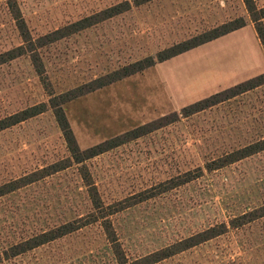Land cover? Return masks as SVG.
Returning a JSON list of instances; mask_svg holds the SVG:
<instances>
[{
	"label": "rangeland",
	"instance_id": "374dc122",
	"mask_svg": "<svg viewBox=\"0 0 264 264\" xmlns=\"http://www.w3.org/2000/svg\"><path fill=\"white\" fill-rule=\"evenodd\" d=\"M16 1L36 38L123 0ZM254 1L264 6V0ZM236 18L245 26L231 34L71 100L67 110L79 141L92 146L134 128L129 124L156 107L157 113L165 111L167 102L191 104L204 98L199 94L264 73L263 45L243 0H151L38 47L41 75L28 52L0 64V118L47 104L42 113L0 130V186L53 163L69 164L0 196L2 257L21 240L93 212L84 171L105 205L132 202L142 191L155 194L109 215L129 260L264 204V150L219 169L204 168L264 137V84L81 163L73 159L49 106L52 96ZM23 44L6 0H0V53ZM198 167L199 177L161 191L166 180ZM100 223L0 264H117ZM153 264H264V216Z\"/></svg>",
	"mask_w": 264,
	"mask_h": 264
},
{
	"label": "trees",
	"instance_id": "16d2710c",
	"mask_svg": "<svg viewBox=\"0 0 264 264\" xmlns=\"http://www.w3.org/2000/svg\"><path fill=\"white\" fill-rule=\"evenodd\" d=\"M151 0H123L121 2L106 6L90 15L84 16L74 22H71L63 27L57 28L44 35L33 38L24 17L21 14L20 7L16 0H6L9 11L15 21L16 28L22 39L23 45H19L15 48L0 53V64L11 60L22 53L28 52L34 67L38 74L43 73V66L39 57L37 48L53 43L67 35L78 32L92 25L112 18L125 11H128L132 6H139ZM246 10L250 15L251 20L254 22L255 31L263 45L264 50V26L262 19L264 18V6L257 7L254 0H243ZM245 26L243 18H236L227 22L221 23L209 30L202 33L191 36L185 40L170 45L164 49L156 52L154 55H147L141 59L124 64L116 69L100 75L91 81H88L80 86L73 88L65 93L52 96L49 100V106L53 109L57 124L63 133L67 147L70 150L73 159L77 163H81L86 159L101 154L105 151L118 147L130 140L138 138L152 130L163 127L169 123L177 121L180 117H187L193 113L199 112L203 109L218 104L224 100L234 97L238 94L254 89L264 84V73H260L242 82H239L231 87L222 89L216 93H213L203 99L195 101L191 104L183 106L180 111H172L168 114L162 115L147 123L136 126L130 130H127L121 134L115 135L108 139H105L99 143H96L87 148L81 149L76 141L74 133L70 127L69 121L65 114L63 105L75 98L88 94L92 91L100 89L104 86L117 82L130 75L141 72L158 62L170 59L178 54L195 48L201 44L212 41L216 38L224 36L232 31L240 29ZM47 107L46 103L34 104L24 109H21L15 113L0 118V130L10 127L14 124L22 122L30 117H33L39 113L45 111ZM264 150V137L257 139L243 145L235 150L227 152L215 159L206 162L204 168L206 170H215L224 167L228 164L239 161L243 158L251 156L255 153ZM69 164L53 163L41 170L35 171L32 174H28L19 179L11 181L7 184L0 186V196L4 195L16 188L26 185L36 179H39L52 172L58 171L67 167ZM203 173V168L198 167L197 171H186L183 174L177 175L174 178L166 180L162 185L161 191H167L168 189L185 184ZM84 184L87 187L89 198L93 206V212L85 217L78 218L76 220L63 223L59 226L51 228L46 231L37 233L27 239L21 240L11 245L7 250H4L3 255L0 254V262L3 258H9L21 254L27 250L38 247L46 242L68 234L76 229H79L93 221L101 219V226L103 227L106 238L111 244L113 254L115 256L117 264H153L162 259L170 257L176 253L187 250L199 243L210 240L218 235L223 234L229 227L237 228L243 224L249 223L259 217L264 216V204L253 210L245 212L239 216H236L229 220L228 224L223 222L217 225L210 226L202 231L196 232L186 238L176 241L164 248L153 251L149 254L128 259L121 243L118 240L117 234L113 228V225L109 219V215L115 212L121 211L127 207H130L136 203H139L145 199L152 197L155 194H151L146 191L139 192L135 196H132V202L118 201L114 205H105L100 198L98 190L93 183L88 171H84L82 175ZM125 203V204H124ZM99 214V215H98Z\"/></svg>",
	"mask_w": 264,
	"mask_h": 264
},
{
	"label": "crops",
	"instance_id": "0c3cea01",
	"mask_svg": "<svg viewBox=\"0 0 264 264\" xmlns=\"http://www.w3.org/2000/svg\"><path fill=\"white\" fill-rule=\"evenodd\" d=\"M241 29V28H240ZM237 30H239V29H237ZM237 30H235V31H237ZM234 31H232V32H230V33H228V34H231V33H233ZM227 35V34H226ZM222 37V36H221ZM217 39V38H216ZM215 40V39H214ZM214 40H212V41H214ZM212 41H209V42H212ZM209 42H206V43H204V45H206V44H208ZM201 45H203V44H201ZM200 46V45H199ZM198 47V46H197ZM196 48V47H195ZM192 49H194V48H192ZM192 49H190V50H192ZM189 51V50H188ZM185 52H187V51H185ZM185 52H183V53H181V54H184ZM181 54H178V55H176V56H174V57H172V58H170V59H167V60H165V61H162V62H158V63H156V64H154L153 66H156V65H160V64H163V63H166V62H168V61H170L171 59H173V58H175V57H177V56H180ZM152 67V66H151ZM151 67H149V68H147V69H145V70H143V71H141V72H138V73H136V74H133V75H130V76H128V77H126V78H123V79H121V80H119V81H117V82H114V83H112V84H117L118 82H123V81H125V80H127V79H131V78H134V77H138V76H140V75H142V74H144L146 71H148V69H150ZM112 84H109V85H107V86H104V87H102V88H106V87H108V86H110V85H112ZM220 90H222V89H220ZM220 90H218V91H220ZM218 91H216V92H218ZM209 91H207L206 93H203V94H199L198 95V98H200V97H204L205 98V96L207 97V95L209 94L208 93ZM216 92H213V93H216ZM213 93H211V94H213ZM211 94H209V95H211ZM208 95V96H209ZM203 99V98H202ZM198 101V100H197ZM70 102V101H69ZM69 102H67V103H65L64 105H63V108H64V111H65V114H66V116H67V119H68V121H69V124H70V127H71V129H72V131H73V133H74V136H75V138H76V141H78V143H79V147L81 148V149H84V148H87V146L89 147V145H86V144H81L80 143V141H79V137H78V134H77V131H76V128H75V126H74V123L72 122V119H71V117H70V115H69V112H68V110H67V107L69 106L68 104H69ZM187 102H185V101H183V99H179V100H177V101H175V102H167V103H165V106H166V110L165 111H161V112H159V113H157L158 112V108L156 107V109L153 111V110H150V112H148V113H146L147 115H144V117H143V119H142V121H140L139 123H135V122H133V123H131V124H129V127L128 128H130V127H136L137 125H139V124H144V123H146V122H148V121H151V119H156V118H158V117H160V115L162 116V114L163 115H165L166 113L165 112H168V111H174V110H176V108H182L183 106H186L185 104H186ZM158 103H155V105H157ZM159 106H161L160 104H158ZM163 105V104H162ZM188 105V104H187ZM145 117H146V119H145ZM116 124H118L117 122H116ZM115 125V124H114ZM118 135V134H117ZM111 137H113V136H115V135H110ZM105 139H107V138H105ZM103 141V140H102ZM93 142H95V141H93ZM93 142H91V143H93ZM77 143V144H78ZM90 144V143H89Z\"/></svg>",
	"mask_w": 264,
	"mask_h": 264
}]
</instances>
